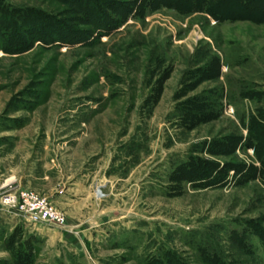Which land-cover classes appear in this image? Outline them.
<instances>
[{
	"label": "rangeland",
	"instance_id": "374dc122",
	"mask_svg": "<svg viewBox=\"0 0 264 264\" xmlns=\"http://www.w3.org/2000/svg\"><path fill=\"white\" fill-rule=\"evenodd\" d=\"M92 1L110 25L75 1L3 0L30 41L0 47V264H15V227L31 264L165 249L179 264H264V0H145L125 15L131 0ZM20 191L63 224L23 220L3 203Z\"/></svg>",
	"mask_w": 264,
	"mask_h": 264
},
{
	"label": "trees",
	"instance_id": "16d2710c",
	"mask_svg": "<svg viewBox=\"0 0 264 264\" xmlns=\"http://www.w3.org/2000/svg\"><path fill=\"white\" fill-rule=\"evenodd\" d=\"M67 1H73V3L75 1L74 4L78 7L79 10H84L85 9V10H87V12L89 14H93L96 17H98V18H96L95 21H93L94 23L96 21H98V20L104 21L105 19L110 20L109 21V25L112 22V19H113L112 17H108L106 14H103L102 10H99V9L96 10L95 3L92 0H78V2L76 0H67ZM199 1H200L201 4H204V2H205L206 6L208 4L211 5V6H215L219 0H199ZM238 1L246 9H249L250 7H252L253 2H254V0H238ZM99 2L100 3L102 2V4L103 3L104 4L108 3L107 1H104V0H99ZM137 2H138V0H131V1H128L127 3L126 2L125 3L122 2V5L119 4V5H116V6L118 7V9H121V10H119V13H124V15H125V14H127L128 11H131L134 8L136 10H138V11H142V9L145 8V6H144V5H146L145 0H141L140 3L136 4ZM5 4H6V2H3V0H0V35H3L4 37H8V35L12 36V38H11L12 42L9 44V40L10 39L7 40V42H0L1 43L0 47L3 49L4 52H6V51L11 52L10 51L11 47L14 48L12 50H15L16 49V45L17 44L18 45L21 44L22 45L21 49H24L28 45L27 40L30 41V39H28V38H25V39L19 38V35H17V31H16V27H18V25H17L18 23H16L17 20L15 18H17V17L16 16L12 17V15H11L12 12H10V11H12L14 9H13V7H10V6L4 7ZM262 6H264V5H260V8ZM24 12H26V11H24ZM27 12L30 15H32L33 19L36 18V16H37V18H40V20L43 21V13L42 12L36 11V10H32V11L31 10H27ZM213 15L216 18L221 19L222 21H227L228 20L226 17H222L221 13H219L217 11H214ZM44 18H45V21L52 22V23H49L51 25L50 27H54V29H56L57 27L54 26V25L60 26L57 23V21L55 20L54 16L47 17V16L44 15ZM31 29H32V26L30 27V29L28 28V30H30V34L31 35H32L33 32H36V29L41 30L39 26H38V28L35 27L34 28L35 30L33 29V31ZM57 29L59 31V28H57ZM57 29H56V31H57ZM54 34H56L55 30H54ZM71 34L74 35V32H71ZM75 35L74 36L71 35L72 38H74ZM40 38H43V37L39 36L38 39H40ZM29 43H31V42H29ZM257 126H259L260 131H261L262 135L264 136V120L261 123H259V125H257ZM255 144H256V141H255ZM251 228H252L251 232L253 233L252 235L255 236V235L259 234V230H256L253 227H251ZM20 229H21L20 227H15L11 231V233L9 234V236H8V238L6 240V244H8V246H9V249H10V252H11V255H12V258H13V261L15 262V264H31L32 257L30 255V253L27 252L26 247L24 246V243L20 242L21 238L19 239V242H18L19 246H16L17 245V240H15V235L17 233V230H20ZM243 233L247 234V230L246 231L244 230ZM233 234H234V237H237V238L241 237V235L237 236V234L235 232H233ZM244 234L242 236H244ZM238 243L240 244V246L250 247V245L248 244V241H246V243H245V240L243 238L239 239ZM14 244H15V249L13 250L12 247H13ZM29 251H30V249H29ZM161 253H160L161 257H163V258H161L160 260L158 258H150V259L144 260L143 264H161L162 261H163V264H166V263L171 264L173 262H174V264H179V261L175 258V256H173L172 253L170 255L168 249L163 250V252L161 251ZM216 261L219 264H224L223 262L220 261V259H216Z\"/></svg>",
	"mask_w": 264,
	"mask_h": 264
},
{
	"label": "built area",
	"instance_id": "2783aa9c",
	"mask_svg": "<svg viewBox=\"0 0 264 264\" xmlns=\"http://www.w3.org/2000/svg\"><path fill=\"white\" fill-rule=\"evenodd\" d=\"M96 197L103 198L100 189L96 190ZM3 203L17 209L22 214L23 220L33 224H63L62 214L55 210L45 197L33 192L20 191L17 194H9L3 198Z\"/></svg>",
	"mask_w": 264,
	"mask_h": 264
}]
</instances>
